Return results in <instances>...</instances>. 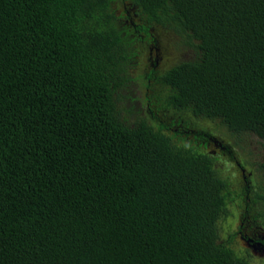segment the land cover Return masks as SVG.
<instances>
[{
  "label": "trees",
  "instance_id": "trees-1",
  "mask_svg": "<svg viewBox=\"0 0 264 264\" xmlns=\"http://www.w3.org/2000/svg\"><path fill=\"white\" fill-rule=\"evenodd\" d=\"M158 28L193 58L132 77ZM193 118L264 140V0H0V264H252L264 186Z\"/></svg>",
  "mask_w": 264,
  "mask_h": 264
},
{
  "label": "rangeland",
  "instance_id": "rangeland-1",
  "mask_svg": "<svg viewBox=\"0 0 264 264\" xmlns=\"http://www.w3.org/2000/svg\"><path fill=\"white\" fill-rule=\"evenodd\" d=\"M122 7L123 6L120 5L118 12L122 11ZM154 31L158 39V44L151 48V52L149 50V53L147 52V54L139 59V65L130 71L132 77H138L139 74H141L145 69L152 68L155 61V66H157V68H168L181 60L193 58V50L183 46L180 43L181 37L179 35L163 28H158ZM122 92L125 95L130 96L129 100H125L124 105L132 106V109L136 110L131 114V118L136 116L135 113L145 116V112H143L145 107L143 106V102L141 100V97L144 93V88L141 86V82L139 80L130 82L126 90ZM189 118H191V116H189ZM193 120L200 127L206 126L211 132L214 130L217 134V137H219L223 142L230 143L239 160L243 162L246 170H244V172H240L238 171L237 166H235L234 161L230 160L229 157L218 153V151L215 150V144L212 142L210 143V149H212V151L215 150L216 152L214 151V154L219 155L216 165L221 168L223 173L228 175L232 181L231 189L234 192L241 189L242 185L244 184L245 173V175L247 174V176L253 180L254 192L260 191V187L264 186V171L260 170L258 165L264 157V140L256 137L255 135L249 134L241 135L239 139L229 135V133L224 128L218 127L216 122L201 119L195 120L194 118ZM238 209L240 211L241 207H236L235 203H232L229 206L230 217L219 223L222 236L225 235L226 229L233 231L236 230V228L241 224L244 227L242 231H245L246 229L250 230L251 232L259 231L260 227L264 229V225L260 224L258 220H253V216H255L256 212L260 210V206L255 205L254 208L251 209L250 216L248 217H242V214L245 211H242L241 216L239 217ZM236 244L237 246L241 247L242 251H244L246 244L242 239H240L239 236H236L235 238V245ZM248 249L251 253V256H253L252 264H264L263 250L260 251L250 247H248Z\"/></svg>",
  "mask_w": 264,
  "mask_h": 264
},
{
  "label": "flooded vegetation",
  "instance_id": "flooded-vegetation-1",
  "mask_svg": "<svg viewBox=\"0 0 264 264\" xmlns=\"http://www.w3.org/2000/svg\"><path fill=\"white\" fill-rule=\"evenodd\" d=\"M215 145H221V143H216ZM244 171V170H243ZM241 216V214H240ZM241 226V230H243V226L242 224ZM259 231H250L248 229H246L245 231L240 230V237L243 240V242L250 248H254V249H258L260 251H264V229H262L261 227L259 228ZM261 239V240H259Z\"/></svg>",
  "mask_w": 264,
  "mask_h": 264
}]
</instances>
